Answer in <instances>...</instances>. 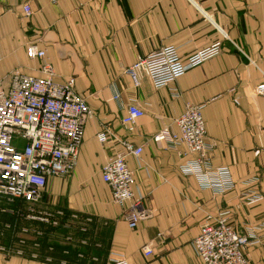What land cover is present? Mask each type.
<instances>
[{"label": "crops", "instance_id": "obj_1", "mask_svg": "<svg viewBox=\"0 0 264 264\" xmlns=\"http://www.w3.org/2000/svg\"><path fill=\"white\" fill-rule=\"evenodd\" d=\"M218 41V55L163 88H154L141 66L133 68L167 45L187 58ZM30 43L46 56L30 59ZM44 64L57 81L74 78L92 112L73 169L49 180L43 203L93 221L84 233L80 222L45 228L38 259H30L28 247L24 257L0 253V264H59L64 248L80 250L79 239L87 241L83 264H108L112 252L130 264H200L193 241L225 211L239 233L258 242L247 248L251 263H264V92L257 90L264 83V0H0V79L15 69L42 76ZM131 103L145 114L130 132L122 118ZM190 105L204 106L210 161L228 169L234 184L227 192L205 190L182 172L194 157L185 144L154 140L163 130L178 132L176 119ZM103 126L116 139L101 143ZM126 143L143 148L127 158L145 212L135 229L125 220L128 205L114 202L101 177L105 162Z\"/></svg>", "mask_w": 264, "mask_h": 264}, {"label": "built area", "instance_id": "obj_2", "mask_svg": "<svg viewBox=\"0 0 264 264\" xmlns=\"http://www.w3.org/2000/svg\"><path fill=\"white\" fill-rule=\"evenodd\" d=\"M23 9L27 17L32 15L29 3ZM221 51L222 43L218 41L182 58L176 46L167 45L146 55L133 68L141 66L153 87L159 89L175 82L189 69ZM26 52L30 59L46 56L45 50L35 43H30ZM41 71L42 76H31L15 69L0 79V213L16 216L10 221L0 222V232L20 234L15 236L19 241L18 246H14L13 241L0 243V253L6 258L24 257L30 247V259H38L45 228L75 227L76 222H80L81 232L84 233L93 221V217L81 221L78 213L58 205L53 208L43 205L49 180L67 177L73 169L92 111L85 97L76 91L74 78L57 81L54 69L49 64H44ZM131 73L138 86V79L133 71ZM257 90L264 92V83ZM203 107L188 106L176 119L178 132L163 130L155 135L154 140L166 141L171 145L185 144L194 157L182 168L190 161H198L206 172L211 173L222 167H214L210 161L212 144L207 137ZM144 114L142 108L131 103L122 124L131 132ZM97 137L101 143L109 141L111 137L116 139L107 126L102 127ZM22 141L24 145L21 147ZM142 152V147L126 143L124 151L110 156L101 169L102 180L109 186L114 202L128 205L125 220L133 229L143 219L145 212L142 202L135 198V176L127 158L140 156ZM233 188L230 177L226 188L213 191L224 193ZM261 198L256 197L253 201ZM18 203L25 204V210L20 205L16 206ZM19 217L26 225L18 226L22 221ZM30 235H34V239L29 240ZM74 238L71 234L67 238L70 244L74 243L73 247L76 243ZM257 243L253 237L239 233L230 220V211H225L216 223L201 227L193 241V248L200 264H252L246 251ZM85 245L87 241L79 239L76 247ZM49 249L56 251L51 246ZM143 253L150 257L153 254L151 246L145 245ZM60 254L59 264H83L86 257L85 252L74 248H64ZM111 255L108 264H130L122 253L112 252ZM47 260L53 259L48 257ZM91 260L96 262L98 258L92 257Z\"/></svg>", "mask_w": 264, "mask_h": 264}, {"label": "clouds", "instance_id": "obj_3", "mask_svg": "<svg viewBox=\"0 0 264 264\" xmlns=\"http://www.w3.org/2000/svg\"><path fill=\"white\" fill-rule=\"evenodd\" d=\"M186 175L194 176L199 185L205 190L220 191L230 182V171L226 168H218L214 172H206L198 161H190L182 168Z\"/></svg>", "mask_w": 264, "mask_h": 264}, {"label": "rangeland", "instance_id": "obj_4", "mask_svg": "<svg viewBox=\"0 0 264 264\" xmlns=\"http://www.w3.org/2000/svg\"><path fill=\"white\" fill-rule=\"evenodd\" d=\"M45 203H43V205H44ZM1 222H4V221H1ZM21 225H26V223H25V221H20L19 223H18V226H21ZM33 227H37L36 225H33ZM16 235H18V236H20V234L19 233H17V232H15V233H4V231L2 232V234H1V232H0V243L1 242H3V243H11L12 241H13V245L14 246H18V242L19 241H17V239H16ZM28 239L29 240H31V239H34V235H30V236H28ZM66 242V240L64 241H62L61 243L62 244H64ZM78 249H80V250H83V248L82 247H80V248H78ZM29 250H32V248H30Z\"/></svg>", "mask_w": 264, "mask_h": 264}, {"label": "trees", "instance_id": "obj_5", "mask_svg": "<svg viewBox=\"0 0 264 264\" xmlns=\"http://www.w3.org/2000/svg\"><path fill=\"white\" fill-rule=\"evenodd\" d=\"M16 206L22 207L23 210H25V208H26V205L22 204V203H18ZM15 218H16L15 215H11V214H8V213H0V222L1 221H10V220L15 219ZM20 220H22V218H20ZM48 229H50V228H48Z\"/></svg>", "mask_w": 264, "mask_h": 264}]
</instances>
